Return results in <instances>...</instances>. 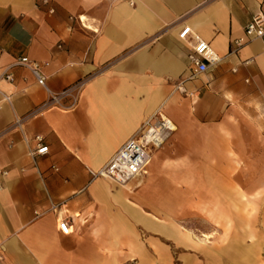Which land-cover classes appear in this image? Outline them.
I'll use <instances>...</instances> for the list:
<instances>
[{"label":"crops","instance_id":"0c3cea01","mask_svg":"<svg viewBox=\"0 0 264 264\" xmlns=\"http://www.w3.org/2000/svg\"><path fill=\"white\" fill-rule=\"evenodd\" d=\"M258 14L264 0H0L7 264H250L264 245V37L233 49ZM197 38L222 60L192 76ZM24 56L55 92L93 77L74 106L34 116L49 94ZM159 112L174 130L147 174L93 176ZM201 221L204 237L186 227Z\"/></svg>","mask_w":264,"mask_h":264},{"label":"built area","instance_id":"2783aa9c","mask_svg":"<svg viewBox=\"0 0 264 264\" xmlns=\"http://www.w3.org/2000/svg\"><path fill=\"white\" fill-rule=\"evenodd\" d=\"M50 1L43 0V3L48 4ZM50 12H54V9L51 8ZM189 31L190 28L186 27L180 33V36L185 38ZM262 37H264V15L258 14L247 23L245 36L235 39L233 51L239 49L246 42V39L252 40ZM188 59L191 65L192 76H195L208 71L211 66L219 63L222 57L218 55L207 41L197 38L190 44ZM17 64L28 67L36 77L37 82L45 87L49 94L47 100L31 113L34 116L40 114L46 108L74 106L78 102L81 89L93 77L92 75L84 76L63 90L55 92L47 86V76L41 71L38 63L31 61L28 56H24L17 61ZM5 78L12 81L13 74L6 73ZM178 87L182 89L180 84ZM6 98L10 99L9 96ZM66 98L72 99V103L68 106L64 104ZM23 120L24 117L18 118L15 124L20 126ZM172 132V121L159 112L157 117L148 119L139 133L126 141L103 167L97 171L91 170V173L94 177H103L123 186L128 185L136 178L147 174L154 151L166 142ZM35 140L36 146L30 148L28 154L37 165V158L48 154L49 146L42 135H37ZM54 168L55 170L59 169L56 166ZM7 173L6 170L0 169V175H6ZM57 206L56 203H52L51 209H57ZM0 264H7L6 249L3 243H0Z\"/></svg>","mask_w":264,"mask_h":264},{"label":"rangeland","instance_id":"374dc122","mask_svg":"<svg viewBox=\"0 0 264 264\" xmlns=\"http://www.w3.org/2000/svg\"><path fill=\"white\" fill-rule=\"evenodd\" d=\"M173 133V132H172ZM172 136V134L168 137V139L166 141H168L170 139V137ZM203 225H207L206 222L204 221H201V227H196V228H199L200 231H198V229H195V227H190L189 226H186L188 227L191 231H194L196 230V234L199 235L200 237H204L202 236V233H201V230L204 231L206 230ZM236 239H238V237H236ZM247 246H250L249 244H243L242 245V248H247ZM239 247L238 244H233V253H235V250H237ZM241 262V263H240ZM247 264L245 260H242V261H238V260H233V264ZM250 264H264V245L261 247L258 255H254V257L251 259V263Z\"/></svg>","mask_w":264,"mask_h":264},{"label":"bare ground","instance_id":"6f19581e","mask_svg":"<svg viewBox=\"0 0 264 264\" xmlns=\"http://www.w3.org/2000/svg\"><path fill=\"white\" fill-rule=\"evenodd\" d=\"M166 118H167V117H166ZM172 129H173V126H172ZM173 130H174V129H173ZM152 157H153V155H152ZM152 157H151V161H150V163L152 162V159H153ZM149 165H150V164H149ZM126 186H127V185H126Z\"/></svg>","mask_w":264,"mask_h":264}]
</instances>
